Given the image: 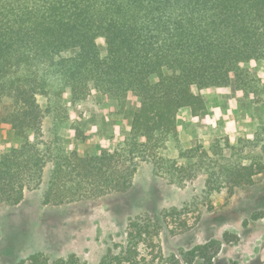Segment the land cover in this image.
<instances>
[{
  "label": "trees",
  "instance_id": "trees-1",
  "mask_svg": "<svg viewBox=\"0 0 264 264\" xmlns=\"http://www.w3.org/2000/svg\"><path fill=\"white\" fill-rule=\"evenodd\" d=\"M257 60H264V0H0V104L13 102L18 141L0 154V203L19 205L26 190L43 184L45 205L127 192L141 162L172 184L205 176L206 196L252 185L264 174V125L252 138L190 146L180 138L179 113L184 107L203 113V90L232 85L257 108L264 83L244 67ZM94 90L119 109L130 94L139 99L129 131L112 149L68 150L61 132L73 126L66 97L86 101ZM40 97L48 100L45 109ZM47 116L51 135L44 130ZM179 215L172 208L132 220L129 247L100 264H195L197 258L213 264L223 244L238 240L226 233L164 259V225L179 232L192 227L176 222ZM140 244L153 247L151 257L140 254ZM19 264L81 263L76 255L52 260L38 253Z\"/></svg>",
  "mask_w": 264,
  "mask_h": 264
},
{
  "label": "rangeland",
  "instance_id": "rangeland-1",
  "mask_svg": "<svg viewBox=\"0 0 264 264\" xmlns=\"http://www.w3.org/2000/svg\"><path fill=\"white\" fill-rule=\"evenodd\" d=\"M98 45L105 56V40L99 38ZM75 53V49L70 50L64 56ZM263 61L246 62L244 67L253 69L256 73L250 71L260 75L264 83ZM214 89L218 88L205 90ZM230 100L215 104L214 109H206V106L203 113L194 117L180 111L179 133L184 144L200 143L208 148L219 138L229 137L234 142L239 137H254L264 125L261 119L264 99L257 108L249 99L241 106L236 97ZM39 102L43 109L48 105L45 97H40ZM66 103L73 120L71 128L61 129L66 147L81 154H93L112 149L125 138L139 99L130 94L124 108L119 109L94 90L90 100L71 103L67 96ZM12 112V100L5 99L0 104V154L18 142L10 124ZM53 128L52 118L47 116L44 120L46 134L51 135ZM254 179L252 185L235 193L222 189L206 196L205 176L184 186L172 184L156 172L150 162H141L129 191L61 205L43 203V184L26 190L19 205L0 203V264H19L38 253L52 260L76 255L81 264H100L108 255H120L129 247L132 220L157 216L163 209L172 208L180 211L174 218L176 222L186 220L192 227L179 232L164 225L160 233L164 259L211 240H221L229 233L238 240L223 244L213 264H264V174ZM152 249L145 244L139 246L140 254L148 258ZM194 263L203 264L199 258Z\"/></svg>",
  "mask_w": 264,
  "mask_h": 264
},
{
  "label": "crops",
  "instance_id": "crops-1",
  "mask_svg": "<svg viewBox=\"0 0 264 264\" xmlns=\"http://www.w3.org/2000/svg\"><path fill=\"white\" fill-rule=\"evenodd\" d=\"M264 64V61L263 63ZM247 67V66H246ZM250 70L252 72H254L253 69L250 68ZM256 73V72H254ZM260 76V75H259ZM261 77V76H260ZM203 97L205 99L206 102V109H214L215 104H221L223 101H231L230 99L236 97V99H238V106L243 105V103L247 102L244 97V93L240 90H236L234 89L232 86L229 88H225L223 90V88H218V89H214V90H205L203 92ZM181 111H183L188 117H194L195 115H193L190 111L189 108L185 107L183 108ZM181 113V112H180ZM180 119V118H179Z\"/></svg>",
  "mask_w": 264,
  "mask_h": 264
}]
</instances>
